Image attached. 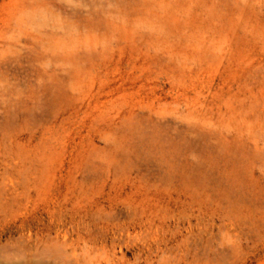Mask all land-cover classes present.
<instances>
[{
	"label": "rangeland",
	"instance_id": "374dc122",
	"mask_svg": "<svg viewBox=\"0 0 264 264\" xmlns=\"http://www.w3.org/2000/svg\"><path fill=\"white\" fill-rule=\"evenodd\" d=\"M0 264H264V0H0Z\"/></svg>",
	"mask_w": 264,
	"mask_h": 264
}]
</instances>
